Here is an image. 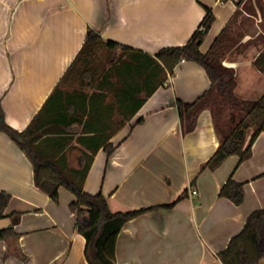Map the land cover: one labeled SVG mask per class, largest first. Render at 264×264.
Returning <instances> with one entry per match:
<instances>
[{
	"label": "crops",
	"instance_id": "crops-1",
	"mask_svg": "<svg viewBox=\"0 0 264 264\" xmlns=\"http://www.w3.org/2000/svg\"><path fill=\"white\" fill-rule=\"evenodd\" d=\"M239 1L0 0L5 122L18 131L26 128L81 48L88 27L104 39L154 53L185 44L209 7L215 19L199 47L206 52ZM251 1L240 4L246 14ZM260 52L261 30L244 35L223 60L234 69V93L241 99L254 100L264 92V68L254 64ZM79 80L74 76L62 87L71 91ZM209 85L201 65L179 61L174 73L116 129L109 140L113 152L108 156L100 148L95 153L84 189L104 194L113 212L169 203L186 191L172 207L147 210L123 224L116 238V264H220L218 251L242 230L252 211L264 209V131L249 158L230 155L202 171L201 163L219 143L210 110L199 113L192 131H181L175 99L192 101ZM71 128L80 129L77 123ZM229 176L244 183L240 204L219 195ZM0 190L11 196L0 229L13 226L17 235L0 239V264H89L85 237L76 230V215L69 208L74 193L60 186L54 202L40 190L32 160L1 130ZM16 212L19 219L13 223ZM258 264H264V256Z\"/></svg>",
	"mask_w": 264,
	"mask_h": 264
},
{
	"label": "trees",
	"instance_id": "trees-1",
	"mask_svg": "<svg viewBox=\"0 0 264 264\" xmlns=\"http://www.w3.org/2000/svg\"><path fill=\"white\" fill-rule=\"evenodd\" d=\"M242 1L237 2L233 15L206 52L199 47L215 19L209 7H205L202 21L185 44L165 46L154 53L104 39L88 27L81 48L25 129L18 131L8 125L0 105V130L32 160L35 185L54 202L59 201L60 186L74 193L75 200L69 203V208L76 215V230L85 237L84 253L89 264H116V238L123 224L147 210L172 207L186 193L169 203L113 212L104 194L84 189L95 153L100 148L108 156L113 152L115 145L109 140L116 129L131 119L146 98L174 73L182 58L201 65L210 80L208 89L194 100L174 101L182 133L195 128L203 109L211 112L219 143L214 153L201 163L200 171L216 168L230 155H238L240 161L251 156L254 140L264 131V92L254 100L237 97L234 69L223 63L244 35L254 33L238 32L243 23L242 19L237 21ZM256 1L264 18V1ZM254 64L264 68V52L259 53ZM74 76L80 79L76 87L64 90L62 85ZM116 110L121 114L119 118ZM141 121L139 118L136 123ZM74 123L80 129H72ZM74 141L80 150L77 166L69 165L67 160V151L77 147ZM243 185L229 176L219 195L240 204L244 199ZM10 197L0 190V218L5 216ZM15 214L13 223L20 215ZM16 236L13 226L0 229V239L14 240ZM217 256L220 264H258L264 256V209L252 211L242 230L230 238Z\"/></svg>",
	"mask_w": 264,
	"mask_h": 264
},
{
	"label": "rangeland",
	"instance_id": "rangeland-1",
	"mask_svg": "<svg viewBox=\"0 0 264 264\" xmlns=\"http://www.w3.org/2000/svg\"><path fill=\"white\" fill-rule=\"evenodd\" d=\"M260 1H264V0H260ZM256 0H252L251 3H249V5L246 7L247 8V12L249 14H246L242 9H241V13L237 19V21H240L241 19L243 20V23L238 26V32H245V31H254L257 32L259 30L264 32V18L262 17L261 13H260V9L259 6L256 3ZM111 95L109 96L108 100H111ZM116 116L119 118L121 116V114L116 110L115 112ZM116 133V132H115ZM74 144L77 146L75 148L69 149L67 151V160L69 165L71 166H77V162H78V155H79V148L76 144V141H74Z\"/></svg>",
	"mask_w": 264,
	"mask_h": 264
},
{
	"label": "built area",
	"instance_id": "built-area-1",
	"mask_svg": "<svg viewBox=\"0 0 264 264\" xmlns=\"http://www.w3.org/2000/svg\"><path fill=\"white\" fill-rule=\"evenodd\" d=\"M180 61L183 62V61H185V59L182 58ZM191 193H192V194H196V189L193 188V189L191 190Z\"/></svg>",
	"mask_w": 264,
	"mask_h": 264
}]
</instances>
